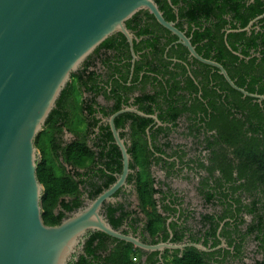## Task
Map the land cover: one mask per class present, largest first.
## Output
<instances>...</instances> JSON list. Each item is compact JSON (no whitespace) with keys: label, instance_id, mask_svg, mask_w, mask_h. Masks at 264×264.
Wrapping results in <instances>:
<instances>
[{"label":"flooded vegetation","instance_id":"flooded-vegetation-1","mask_svg":"<svg viewBox=\"0 0 264 264\" xmlns=\"http://www.w3.org/2000/svg\"><path fill=\"white\" fill-rule=\"evenodd\" d=\"M254 1L247 0V4ZM141 11L148 10L139 12ZM262 19L264 18L260 20ZM260 20L252 23L249 30L243 31H247L248 35L252 29L258 31L262 25ZM139 22L142 26L150 25L152 32L140 34L138 29L130 28L126 22L127 28L135 37V56L125 36L129 51H125V43L121 49L119 46L120 50H99L102 42L76 71L81 73L88 63V71L94 73L95 80L89 84V89L80 85L79 97L74 102L75 109L72 111L63 100L61 105L56 104L54 108L58 112L54 116L49 115L45 122L42 131H46L50 137L53 135L51 142L48 136L44 138L45 145L49 147L48 152L52 154V159L56 158L59 170L71 176L78 187L76 197L62 195L59 198L56 212L64 210L61 205L63 201L67 203L75 198L82 202L80 208L85 207L89 201L95 200L120 182L124 174L125 158L115 137L113 124L130 155L129 172L124 182L110 200L105 201L102 208L107 219L110 208L121 219L119 227L115 229L140 237L142 241L152 245L168 241L174 244H203L208 251L198 250L208 254L209 264H255L264 258V254L258 252L257 232L250 233V228L258 222V212L250 213L249 209L252 202L262 194V187L250 191L245 187L240 188L248 180L240 177L239 162L233 160V149L220 141L219 129L210 128L212 109L209 99L204 97L206 89L200 82L202 76L197 77L195 72L204 70L212 77L222 74L217 67L192 57L189 50L178 43V37L171 32L169 34V30L156 19L154 21L148 18L143 12ZM175 23L177 26L178 20ZM230 26L227 24L222 29H226L227 35L233 31ZM183 27L184 30L177 28L193 44L197 27L194 23L187 22ZM171 35L176 38H171ZM147 39H157L164 51H153L146 43ZM203 42L193 46L205 58L197 50L198 45ZM225 42L228 45L226 36ZM178 45L187 51L184 58L171 51L173 47L182 50ZM228 47L231 48L229 45ZM232 52L240 58L244 57L240 51ZM215 55V51H212L211 58L205 59L215 61L225 68L223 63L215 59ZM260 56L259 52L251 48L246 61ZM178 62L184 64L185 71L176 67ZM200 63L207 65V69L201 68ZM188 76L195 80L198 90H180L173 94L171 89L174 81L179 80L184 86ZM172 77L175 78L171 79ZM116 82L121 83L118 89ZM209 86L216 88L223 96L227 94L219 89L215 78ZM182 94L185 97L178 100V95ZM258 101L261 103L263 100ZM226 104L229 106V103ZM178 108L186 109L176 116ZM38 150L41 160L43 153ZM224 153L227 155L226 162ZM145 166L151 171L153 198L157 202V208L166 218V240L163 239L165 232L152 237L146 228L148 218L138 191V176L139 173L143 174ZM228 167L232 168L231 174L227 171ZM184 181L192 183V189L202 200L203 209L200 211L192 204V195H195L192 194V189L189 191L178 185ZM65 213L67 217L69 212ZM205 216L210 217V222L206 221V224L202 222ZM172 224L176 225L175 231ZM212 226L215 227V234L209 233ZM176 231L181 236L180 240L175 239ZM109 243L111 247L117 244L112 239ZM192 247L165 249L162 253L142 249L148 254L142 253L140 264H167L164 261L166 253L175 254L178 251L181 256L187 248ZM150 254L153 255L151 261L148 259Z\"/></svg>","mask_w":264,"mask_h":264},{"label":"water","instance_id":"water-1","mask_svg":"<svg viewBox=\"0 0 264 264\" xmlns=\"http://www.w3.org/2000/svg\"><path fill=\"white\" fill-rule=\"evenodd\" d=\"M140 10L150 11L192 57L217 67L232 88L264 100V95L239 87L221 64L200 56L155 0H0V264H69L84 253L90 231L150 252L187 246L208 251L200 243H145L115 229L103 214L105 201L129 172L130 155L113 124L125 158L120 182L58 225H46L43 220L44 186L37 176L36 139L71 75L102 42L122 33L135 56V37L126 22ZM261 18L264 14L252 23ZM252 23L237 31L249 30Z\"/></svg>","mask_w":264,"mask_h":264},{"label":"trees","instance_id":"trees-1","mask_svg":"<svg viewBox=\"0 0 264 264\" xmlns=\"http://www.w3.org/2000/svg\"><path fill=\"white\" fill-rule=\"evenodd\" d=\"M155 1L164 12V16L168 21L176 22L178 20L177 27L181 30H184L183 24L185 22L194 23L197 28L194 32L193 44L204 41L203 44H199L197 47L199 53L205 58H211V52L215 51V59L223 63L238 86L245 88L251 93L264 95V19L260 20V23H262L261 28L258 31L252 29L250 35H248L247 31H237L246 28L250 21L264 14V1L255 0L249 5L247 0ZM143 12L146 13L148 18L155 21V17L149 11H141L130 18L127 24L130 28L138 29L140 34H148L152 32L151 26H142L139 22L140 14ZM227 24H230L229 28L233 30L228 35L226 34V29L222 31ZM167 32L171 34L170 31ZM225 36L231 48L225 42ZM171 38L176 37L172 36ZM125 41L126 38L123 34H114L101 44L99 50L102 48L120 50L125 43V51H129ZM146 43L156 53L164 51L157 39L153 41L147 39ZM178 46L182 48L181 45ZM251 48L259 52L261 56L253 57L246 61L250 56ZM171 51L175 52L180 58H184L183 56L187 53L185 48L179 50L173 47ZM232 51H240L244 57L240 58ZM88 67L89 64L87 63L81 73L74 72L72 74L71 80L57 101V105H61L62 101L65 100L66 106H70L72 111L75 109L74 102L79 97L80 85L83 84L89 89V84L95 80L94 73L89 72ZM176 67L185 71V66L182 63L178 62ZM200 67L206 70L208 66L200 63ZM195 75L197 77L202 76L200 82L205 85L204 89H206L204 97L209 99L212 109L213 120L210 122V128L219 129L220 141H223L228 148L233 149L231 151L233 160L239 162L240 177H245L248 180L240 188L245 187L246 190L250 191L262 187V196H258L252 202L249 212H258V222L250 228V233L257 232L258 252L264 254V100L260 103L251 97H243L242 93L230 87L222 75L216 74L212 77L205 73L204 70L195 72ZM174 78L172 77L171 79ZM213 78H215L219 89L227 93L226 95L223 96L216 88L209 86ZM194 81L188 76L185 85L182 86L179 80H175L171 91L173 94L178 93L180 90L197 91L198 87ZM116 84H118V89L121 83L116 82ZM184 97L185 95L183 94L178 95L177 99L180 100ZM226 103H229V106ZM185 109L178 108L176 116ZM233 109H235L234 112L232 111ZM57 112V109H53L50 115L54 116ZM135 132H137L136 128ZM45 136H48L50 142L53 139L52 134L50 137L46 131H42L35 142L37 148L43 153L37 167L38 179L44 186L42 196L43 220L46 225H58L66 218L65 212L76 211L82 206V202L77 198L67 203L63 201L61 205L64 210L56 212L59 198L62 195L76 197L78 187L71 176L61 172L57 167L56 158L52 159V154L48 152L49 147L45 145ZM224 154L226 162L227 155L226 153ZM227 171L231 174L232 168L228 167ZM152 183L151 171L146 169L145 166L143 174L139 173L138 176V191L148 218L146 228L152 237L159 232H165L163 239L166 240L168 238L166 218L157 208V202L153 198ZM166 208H169V205H166ZM108 219L114 228L119 227L121 219L116 217L115 210L112 208L109 209ZM206 221L210 222L209 216H205L202 220L204 224H206ZM171 227L175 231L176 225L172 224ZM215 231V227L212 226L209 233L215 234ZM177 233L176 231L175 239L180 240L181 236ZM111 239L117 242L115 246H110L109 241ZM142 253L148 254V252L136 248L131 243L96 231L88 234V238H86L84 243V253L75 255L76 259H73L69 264H140ZM152 258L153 255L150 254L148 259L151 261ZM164 261L167 264H209L208 254L193 247L187 248L181 256L178 251L175 254L166 253ZM255 264H264V258L256 261Z\"/></svg>","mask_w":264,"mask_h":264},{"label":"rangeland","instance_id":"rangeland-1","mask_svg":"<svg viewBox=\"0 0 264 264\" xmlns=\"http://www.w3.org/2000/svg\"><path fill=\"white\" fill-rule=\"evenodd\" d=\"M178 185H180L182 188H184V189H186V190H191L192 189V183H190L189 181H184V182H181V183H178ZM195 190H194V188L192 189V194H195V192H194ZM192 204H194V206H195V208H197V210H199L200 211V209L202 208V204H203V202H202V200L201 199H199V197H197V194H195V195H192ZM203 209V208H202ZM204 209H206V208H204Z\"/></svg>","mask_w":264,"mask_h":264}]
</instances>
